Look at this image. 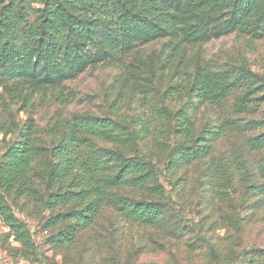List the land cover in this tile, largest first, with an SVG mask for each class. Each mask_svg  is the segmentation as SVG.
Returning <instances> with one entry per match:
<instances>
[{
  "label": "rangeland",
  "instance_id": "rangeland-1",
  "mask_svg": "<svg viewBox=\"0 0 264 264\" xmlns=\"http://www.w3.org/2000/svg\"><path fill=\"white\" fill-rule=\"evenodd\" d=\"M17 1L0 0V7ZM41 6L31 3V21L32 10ZM197 67H245L264 78V34L254 38L234 31L186 41L178 28L59 85L36 88L28 100L12 99L0 87V206L10 209L27 238H18L0 215V264H264V196L253 189L264 182V144L253 143L264 131V100L239 108L240 87L222 102H196L190 86ZM260 89L254 96L264 97ZM75 114L109 117L131 129L144 125L148 131L129 146L96 144L142 158L157 174L142 187L109 189L110 202L65 241L73 224L61 217L67 208L49 199L47 148L57 144ZM181 114L192 124V140L207 138L190 144L192 150L179 144ZM252 119L260 126L246 129L242 122ZM28 123L38 155L22 188L5 186L2 162ZM210 130L217 137L210 138ZM175 150L183 153L171 157ZM169 160H175L172 166ZM153 184L163 195L154 193ZM118 200L157 202L162 219L158 224L129 219Z\"/></svg>",
  "mask_w": 264,
  "mask_h": 264
},
{
  "label": "trees",
  "instance_id": "trees-1",
  "mask_svg": "<svg viewBox=\"0 0 264 264\" xmlns=\"http://www.w3.org/2000/svg\"><path fill=\"white\" fill-rule=\"evenodd\" d=\"M31 3L42 6L32 10ZM183 30L186 41H207L234 31L261 37L264 34V0H18L0 7V87L12 98L28 100L34 89L56 86L70 80L89 66L111 61L126 54L135 45ZM240 75L233 76L232 72ZM10 83V84H7ZM26 88V94L21 90ZM243 87L239 108L245 103L264 100L254 96L264 91V78L245 67L211 70L195 68L190 91L194 101L218 103L234 90ZM30 90V92H29ZM264 96V94H263ZM177 132L182 148L192 150L207 138H191L192 124L181 114ZM246 129L260 126L254 119L242 122ZM128 128L109 117L75 114L57 144L46 171L49 199L67 211L61 216L71 219L72 226L65 241H71L78 229L87 227L107 201L109 189L116 186L142 187L156 176L153 164L139 157H126L119 149L99 147L96 140L129 146L147 132ZM213 137H217L214 130ZM200 139V141L198 140ZM264 144V131L253 139ZM175 152L171 153L174 157ZM183 153L182 151H178ZM38 155L33 144V127L28 123L19 139L11 145L2 162L3 185L15 183L19 188L31 163ZM170 157V158H171ZM176 159V158H175ZM183 159V154L180 156ZM175 160H169L172 166ZM157 196L163 195L159 185L151 186ZM150 187V188H151ZM254 191L264 196V182L254 184ZM119 210L129 219L158 224L162 207L157 202H125L118 200ZM0 215L26 240L24 231L10 209L0 206Z\"/></svg>",
  "mask_w": 264,
  "mask_h": 264
}]
</instances>
